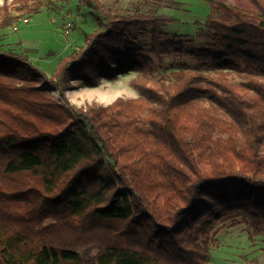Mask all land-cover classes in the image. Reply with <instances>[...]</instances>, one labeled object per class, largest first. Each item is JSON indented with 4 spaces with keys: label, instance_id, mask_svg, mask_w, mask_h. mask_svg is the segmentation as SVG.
I'll list each match as a JSON object with an SVG mask.
<instances>
[{
    "label": "trees",
    "instance_id": "16d2710c",
    "mask_svg": "<svg viewBox=\"0 0 264 264\" xmlns=\"http://www.w3.org/2000/svg\"><path fill=\"white\" fill-rule=\"evenodd\" d=\"M206 1L201 48L152 12L85 31L53 78L140 74L141 95L105 105L71 108L29 56L0 49V264H207L219 222L264 231V0ZM11 4L43 2L5 0L0 27L19 19ZM185 56L194 68L154 78Z\"/></svg>",
    "mask_w": 264,
    "mask_h": 264
},
{
    "label": "rangeland",
    "instance_id": "374dc122",
    "mask_svg": "<svg viewBox=\"0 0 264 264\" xmlns=\"http://www.w3.org/2000/svg\"><path fill=\"white\" fill-rule=\"evenodd\" d=\"M5 0H0L3 4ZM12 0H8L11 3ZM42 0L40 12L34 13L28 9L19 10L18 6L10 5V15L18 16V30L4 28L8 32L9 42L20 43L37 49L32 52L36 65L43 69L49 77L50 83L56 88L51 90L53 96L71 108L86 107L91 103L109 104L118 96L126 98L138 97L142 94L141 87L135 84V80L141 76L137 71L118 73L112 77H101L95 85H79L73 81L74 87L65 89L58 84L53 75L60 61L65 55L78 51L84 47L85 31L92 32L95 29H107L111 25L112 18L119 15H130L136 12L172 16L174 21L166 23L163 27L170 35L174 33L186 35L187 48H201L208 46V41L202 36L207 30L206 20L211 13V6L206 0ZM4 12L0 13V20ZM99 15L103 19L100 25L96 19ZM30 19L25 22L23 19ZM72 21L73 25L69 32L64 24ZM8 28V29H7ZM4 34H0L3 36ZM188 38V39H187ZM138 44L149 47L150 36H142ZM177 61L179 64H175ZM194 68V62L185 57L169 58L166 66L155 72L154 78L172 81L175 71L182 65ZM204 73L213 74L212 70H203ZM49 76V75H48ZM232 78L240 81L241 78L232 74ZM53 86V85H52ZM206 103L210 99L206 97ZM216 108L228 115V106L224 101L216 100ZM251 227L238 218L226 219L216 226L212 238L211 257L207 264H264V231L250 236Z\"/></svg>",
    "mask_w": 264,
    "mask_h": 264
},
{
    "label": "crops",
    "instance_id": "0c3cea01",
    "mask_svg": "<svg viewBox=\"0 0 264 264\" xmlns=\"http://www.w3.org/2000/svg\"><path fill=\"white\" fill-rule=\"evenodd\" d=\"M15 25L17 26V30H18L17 23H15ZM15 25L14 26L11 25L8 28H12V29L16 30L15 29ZM1 29H3L2 31H5L4 28H1ZM2 31L0 32V34L2 35V34L5 33V35L0 36V49H2V50H9V49H11V50H14L16 52L23 53V54L29 56V58L34 62L33 57H32L31 54H32V52H35L37 49H35L33 47H29L27 45L25 46L24 45V42L22 40L20 41V43H16V44L13 43V42H9L8 39H7L8 32L7 31L6 32H2ZM48 75H49V77L52 76L50 74H48Z\"/></svg>",
    "mask_w": 264,
    "mask_h": 264
},
{
    "label": "built area",
    "instance_id": "2783aa9c",
    "mask_svg": "<svg viewBox=\"0 0 264 264\" xmlns=\"http://www.w3.org/2000/svg\"><path fill=\"white\" fill-rule=\"evenodd\" d=\"M26 23L29 22V19L28 18H24L23 19ZM72 25H73V22L72 21H67L64 26H65V29L67 30V32H69L72 28ZM15 28L17 29V26L15 25Z\"/></svg>",
    "mask_w": 264,
    "mask_h": 264
}]
</instances>
